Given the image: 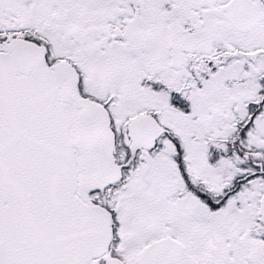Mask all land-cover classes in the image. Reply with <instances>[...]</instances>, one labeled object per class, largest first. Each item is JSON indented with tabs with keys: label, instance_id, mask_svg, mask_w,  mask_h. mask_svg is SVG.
Wrapping results in <instances>:
<instances>
[{
	"label": "snow or ice",
	"instance_id": "1",
	"mask_svg": "<svg viewBox=\"0 0 264 264\" xmlns=\"http://www.w3.org/2000/svg\"><path fill=\"white\" fill-rule=\"evenodd\" d=\"M0 264H264V0H0Z\"/></svg>",
	"mask_w": 264,
	"mask_h": 264
}]
</instances>
